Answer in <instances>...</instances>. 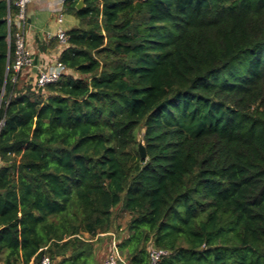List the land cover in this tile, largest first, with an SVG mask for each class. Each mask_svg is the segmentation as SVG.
Segmentation results:
<instances>
[{"label":"trees","instance_id":"1","mask_svg":"<svg viewBox=\"0 0 264 264\" xmlns=\"http://www.w3.org/2000/svg\"><path fill=\"white\" fill-rule=\"evenodd\" d=\"M77 2L42 88L0 0V262L264 264V0Z\"/></svg>","mask_w":264,"mask_h":264},{"label":"built area","instance_id":"2","mask_svg":"<svg viewBox=\"0 0 264 264\" xmlns=\"http://www.w3.org/2000/svg\"><path fill=\"white\" fill-rule=\"evenodd\" d=\"M17 7V24L22 25L26 17V8L30 0H13ZM55 12L57 13L58 23H62L64 13L65 0H56ZM57 38L59 45H66L67 33L64 28L59 26L56 33L50 38ZM15 51L12 68L15 72L21 71L25 68H30L34 65V59L31 51L26 47L22 31L16 34L15 38ZM66 71L64 63H62L58 57L49 65L38 68L33 84L39 87H44L48 83L55 82L62 73ZM15 79V76L13 77ZM103 235V233H102ZM167 251L163 248L149 247V264H158L160 260L166 255ZM123 261L122 256L117 248L116 241L113 238L110 242V249L103 261L104 264H120ZM50 258L47 255H43L38 264H50Z\"/></svg>","mask_w":264,"mask_h":264},{"label":"crops","instance_id":"3","mask_svg":"<svg viewBox=\"0 0 264 264\" xmlns=\"http://www.w3.org/2000/svg\"><path fill=\"white\" fill-rule=\"evenodd\" d=\"M56 0H30L26 8V25L23 27L22 35L25 40L26 47L31 51L34 59V65L30 68L22 70L25 74V80H33L35 78L38 68L51 64L59 55L62 48L65 46L55 45L54 47H46L44 50L38 49V41L47 43L53 36L57 28L61 26L65 30L75 26L77 19L72 15V18L67 19V25L63 26L65 22L64 13L62 23L57 21V13L54 8Z\"/></svg>","mask_w":264,"mask_h":264},{"label":"rangeland","instance_id":"4","mask_svg":"<svg viewBox=\"0 0 264 264\" xmlns=\"http://www.w3.org/2000/svg\"><path fill=\"white\" fill-rule=\"evenodd\" d=\"M64 18H65V22L63 23V26L67 25V19L72 18V15H70L69 13L65 12L64 13ZM123 217H121L120 219L117 220V222H120L121 225L125 224V215H123ZM121 232V230H120ZM112 237H114V233H112ZM112 241V239H111ZM109 244H110V237L108 235L103 236L101 239H98L95 241V246H96V252H95V256L97 259V264H104L103 261L105 259L106 254L108 253V248H109ZM0 264H4L3 262H0Z\"/></svg>","mask_w":264,"mask_h":264},{"label":"water","instance_id":"5","mask_svg":"<svg viewBox=\"0 0 264 264\" xmlns=\"http://www.w3.org/2000/svg\"><path fill=\"white\" fill-rule=\"evenodd\" d=\"M82 6H83V0H78V2L76 3V8L80 9ZM8 65H9V61L7 62V68L6 69H8ZM6 75H7V73H6ZM137 140H138V144H137L138 151L140 153V156L142 158H144L145 157V149H144V144H143V141L141 139L140 134H138Z\"/></svg>","mask_w":264,"mask_h":264}]
</instances>
